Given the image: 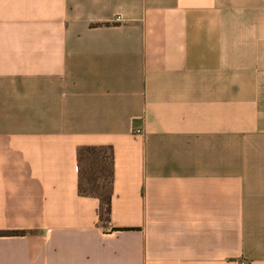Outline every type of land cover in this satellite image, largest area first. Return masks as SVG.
<instances>
[{
	"label": "crops",
	"instance_id": "crops-1",
	"mask_svg": "<svg viewBox=\"0 0 264 264\" xmlns=\"http://www.w3.org/2000/svg\"><path fill=\"white\" fill-rule=\"evenodd\" d=\"M0 231V264H264V0H0Z\"/></svg>",
	"mask_w": 264,
	"mask_h": 264
},
{
	"label": "trees",
	"instance_id": "trees-1",
	"mask_svg": "<svg viewBox=\"0 0 264 264\" xmlns=\"http://www.w3.org/2000/svg\"><path fill=\"white\" fill-rule=\"evenodd\" d=\"M77 162L78 193L99 199V220L106 226L110 221L113 192V149L111 146H81L77 149ZM19 234L23 231H0V235Z\"/></svg>",
	"mask_w": 264,
	"mask_h": 264
},
{
	"label": "built area",
	"instance_id": "built-area-1",
	"mask_svg": "<svg viewBox=\"0 0 264 264\" xmlns=\"http://www.w3.org/2000/svg\"><path fill=\"white\" fill-rule=\"evenodd\" d=\"M142 131H143V130H142L141 127L136 126V127L134 128V133H135V134H141Z\"/></svg>",
	"mask_w": 264,
	"mask_h": 264
}]
</instances>
